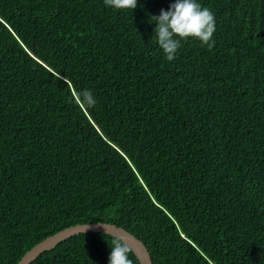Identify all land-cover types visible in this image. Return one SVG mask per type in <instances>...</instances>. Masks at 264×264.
Wrapping results in <instances>:
<instances>
[{
	"label": "trees",
	"instance_id": "obj_1",
	"mask_svg": "<svg viewBox=\"0 0 264 264\" xmlns=\"http://www.w3.org/2000/svg\"><path fill=\"white\" fill-rule=\"evenodd\" d=\"M172 2L0 0V264L89 222L153 264H264V0H197L215 45L188 38L169 62L151 16ZM113 238L31 264H108Z\"/></svg>",
	"mask_w": 264,
	"mask_h": 264
},
{
	"label": "clouds",
	"instance_id": "obj_2",
	"mask_svg": "<svg viewBox=\"0 0 264 264\" xmlns=\"http://www.w3.org/2000/svg\"><path fill=\"white\" fill-rule=\"evenodd\" d=\"M104 3L117 10H134L137 7V0H104ZM151 17L155 22L156 41L169 62L176 59L182 41L188 38H197L209 50L215 45L213 39L216 31L215 14L197 0H173L167 10L162 8L159 15ZM72 95L82 108H92L96 104L90 90L74 91ZM110 247L108 264H133L128 258L131 248L122 239L113 238Z\"/></svg>",
	"mask_w": 264,
	"mask_h": 264
},
{
	"label": "water",
	"instance_id": "obj_3",
	"mask_svg": "<svg viewBox=\"0 0 264 264\" xmlns=\"http://www.w3.org/2000/svg\"><path fill=\"white\" fill-rule=\"evenodd\" d=\"M88 232H103L118 237L126 242L134 251L140 261V264H153L151 253L146 244L126 228L111 222L78 223L65 227L64 229L47 236L30 248L17 264H31L42 253L54 249L59 243L74 235Z\"/></svg>",
	"mask_w": 264,
	"mask_h": 264
}]
</instances>
